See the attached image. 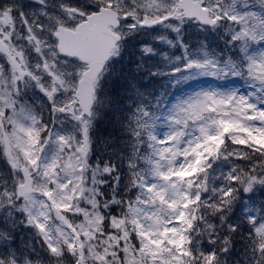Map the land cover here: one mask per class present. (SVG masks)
<instances>
[{
    "label": "snow or ice",
    "instance_id": "snow-or-ice-1",
    "mask_svg": "<svg viewBox=\"0 0 264 264\" xmlns=\"http://www.w3.org/2000/svg\"><path fill=\"white\" fill-rule=\"evenodd\" d=\"M117 2L119 3V0ZM38 4L40 5L38 10H31L19 0H0V16L5 18L3 30L0 31V39L5 42L0 45V65L4 68H9L11 65L13 68L22 70L19 78L15 79V93L9 91L12 88L11 83L6 86L4 82H0V111L3 112V116L8 117L7 122L3 117H0V161L7 164L8 168L19 178V183L13 180L10 189L7 183L0 184V189H2L0 190V202L8 201V206L11 207L13 202L18 203L20 199H23L31 205L37 203L36 193L40 191L44 192L54 207L68 208L67 203L58 204L56 202L55 193L47 192L42 185L38 187L35 184L36 180H40V176L32 172V167L35 166L41 175L47 174L48 177L54 175L53 169L56 172L62 171L64 174L57 177L58 188L67 193L69 185H65L64 181H68L73 172L66 162L61 161V153L68 151L69 145L76 148L77 153L81 155L87 151L90 117L92 116L91 106L95 101V96L90 90L94 86L96 77L102 71L94 54L96 51L94 45L97 41H103L109 49L115 48L119 39L111 26L116 23L118 17L114 13L103 15V10L99 13H86L71 6H65L63 14L56 15L49 12L44 0H38ZM172 6L175 9L173 17L178 23L168 26L177 32L180 30L179 25H183L186 19L199 24L215 25L222 17L233 22L239 20L241 24L243 23L241 17L232 15L235 9H224L220 17H210L207 14L208 8L204 0H173ZM217 7H221V5L218 3ZM244 7L245 9L251 7L258 10L251 13L245 12V16L251 15L258 18L261 30L259 33L253 32L249 35L244 27L238 26V30L233 31L231 38L232 42L240 45V51L247 60L253 61L252 64H249V75L251 76L254 75L253 66L257 61L261 63V60L264 59V48H261L256 54L249 55L254 41H264V0H255L254 4H245ZM76 17L79 18V23L76 22ZM101 21L103 22L101 23ZM147 23L151 25L153 21H147ZM17 24H19V29L16 27ZM141 26H144L143 21ZM14 38L28 44V50L36 56L37 63L35 65L30 60H25L24 63L17 65L20 56H14L9 48L4 47ZM157 39L163 40L164 37H157ZM144 50L145 52L151 51L148 47H145ZM104 63L106 64L107 61L105 60ZM209 65L211 68L208 67ZM67 69H71V72L69 73ZM229 72L233 77L241 75L239 68L233 67L230 70L228 67H224L217 70L211 60H199L185 52L183 56L175 57L174 63L169 66L167 75L174 78L172 83L175 87L184 81L196 78L193 73L201 77H216L218 74L227 75ZM3 75L4 73H0V76ZM25 79L35 82V87L53 105H56L58 98L62 96L73 101V104L65 105L60 109L53 107V112L59 110L60 113L68 115L76 122L75 129L67 132L59 129L52 131L47 125L40 129L31 108L28 106L17 108L13 96L20 92V85ZM256 80L260 84L259 91L264 93V75L256 76ZM77 81H79L78 86ZM86 90H88L87 93ZM197 95L200 94L197 93ZM203 95L204 100H196L189 105L190 118L197 122L203 121L199 125L198 141L202 140L207 145L209 141L219 140L222 143L225 139H231L236 143L247 144V141L241 140L229 128L224 127L225 120L235 119V117L229 116L228 111L224 108H220V111L224 113L221 119H217L215 116H203L205 111L216 110L217 105L230 103L232 104L231 111L238 114L243 112L245 116L251 112L253 120L259 118L260 123L252 128L253 131H264V99L256 96L254 92L240 95L235 89L230 91L214 90ZM208 101H211V105ZM75 102L80 105L79 111L74 110ZM9 112L12 113L11 116L8 115ZM55 124L56 122L53 120V128ZM239 126L246 127L248 125L241 121ZM81 135L83 141L77 147V141ZM45 136L47 141H45ZM168 136L172 137L171 134ZM152 138L155 139L154 136ZM206 150L209 155L216 152L215 148ZM37 151L40 153L39 157H36ZM185 155H187V150ZM198 156L199 153L193 149V157ZM34 157L36 158L34 159ZM105 171L108 170L105 169ZM200 172L203 173V168L200 169ZM153 174L154 176L162 175L160 168L157 167ZM136 179L138 180L139 177ZM225 179L229 186H213L211 188L213 195L209 198L206 207L220 211L221 201L226 205L231 200V184L239 182L244 191H249L257 178L244 174L236 176L233 172ZM200 181V176L195 182L190 179L186 182V187L177 185L174 191L178 195L186 192L187 198L192 199L197 207L209 191L206 173L203 174L202 182ZM260 181L264 182V177H260ZM148 183L149 181L144 179L137 187ZM155 187L158 185H153V188ZM81 193L79 206L74 210L77 220L81 221L79 225L73 224L66 214L57 213L62 221L60 233L63 235L61 238L59 233L56 239L47 243L46 246L51 257L59 262L67 257L71 264H175L176 249L167 234L169 224L174 222L169 218L182 216L185 212L184 209L174 206L172 209L157 210L153 212L152 216H148L146 212L141 215L143 209L137 208L136 204L129 201L123 207V214L118 215L116 206L122 205V201L113 197L111 202L106 201L101 207L99 194L90 200L87 191L81 189ZM147 195H151V192ZM216 195H219L220 199H216ZM14 197L15 201H13ZM68 198L72 199L71 196ZM179 198L184 199L185 197L179 196ZM138 199L139 197H137ZM212 200H215L214 204L211 203ZM145 202L147 203V201ZM21 207L24 211L29 210L24 205ZM44 207V204L40 205L41 216L45 215ZM107 212L112 214L108 215ZM30 219L34 220L36 228L45 229L46 226L39 220L33 217ZM188 223L191 225V219ZM257 232H264V226L257 227ZM0 235L3 234L0 233ZM261 250L264 251V244L261 245ZM33 256H35L34 252L9 247L6 253L0 252V264H32ZM203 257L205 261H214V253ZM191 264H198V259L193 260Z\"/></svg>",
    "mask_w": 264,
    "mask_h": 264
},
{
    "label": "clouds",
    "instance_id": "clouds-1",
    "mask_svg": "<svg viewBox=\"0 0 264 264\" xmlns=\"http://www.w3.org/2000/svg\"><path fill=\"white\" fill-rule=\"evenodd\" d=\"M44 3L46 4L49 12L56 15H62L65 6H71L72 8L86 13H99L102 10L103 15L114 13L118 19L111 27L118 36V44L121 45L120 50L115 54L116 57H119L123 51V41L130 36L136 35L140 30L156 29L161 24L169 25L172 23H178L173 17V13L175 12L174 7L172 6L173 0H162L155 10H153V5L150 4L148 0H119V3L117 0H44ZM204 3L208 8L207 14L210 15V17H220L224 9H235V11L232 12V15L243 18L245 16V12L250 11L248 8L245 9L243 4L239 7H225L221 3V0H204ZM218 3L221 5V7H217ZM75 19L77 23L80 22L78 17ZM221 20H223L222 17L218 20L217 24H219ZM142 21L144 22V26H141ZM147 21H153V23L149 25ZM192 23H195V21L186 19L183 25H179V27H187ZM231 37L232 34L228 36L225 43L229 46L238 47V45L233 44ZM0 44H3V39H0ZM4 47L11 49L14 56H20V59L17 61V65L24 63L25 60H30L33 65L37 63L36 56L28 50L29 46L28 44L24 43L23 40H21L18 44L14 41H9L7 45H4ZM140 47L144 48L145 46L141 45ZM241 56L243 57V62L240 67L241 75H249V64H252L253 61L247 60L242 52ZM261 64L264 65V59L261 60ZM20 71L22 70L13 68L11 65L9 68H4L2 65H0V73H4L3 76H0V82H4L6 86L8 83H11L12 88L9 91L12 93L16 92L15 79L19 78ZM67 71L70 73L71 69H67ZM161 71L162 70L160 68H154L148 71L147 75L160 77ZM220 75L222 78H226L228 75H231V73H228L227 75ZM173 79L174 78L170 76L169 85L171 88L176 87L173 86ZM78 85L79 81H77V86ZM69 87H71V85H69ZM101 87L102 77H99L97 79L96 86L94 87V92L98 94V90ZM214 90L230 91L233 89L221 88L219 86L214 88L201 87L195 90L186 91L184 94L177 93L176 95L165 96L163 102H160V95L162 94L163 89L157 90V102L161 103V107H163L165 103L168 105L166 109V115L169 121V131L166 132L165 135L171 134L172 136H180L181 133L179 126L182 122L185 123L186 127L188 128L187 135L189 139L188 141H185L186 147L182 149V151H186L187 145L190 143L195 144L202 141H198L197 137L200 136L199 125L200 123H203V121H195V123L187 124V122L183 120V117L185 116L190 117L189 105L196 100H204L205 97L203 94L206 92H212ZM197 93L200 95H197ZM238 94L243 95V93L240 92H238ZM72 95L74 96L75 94L73 93ZM29 96L32 97L31 100L29 99ZM13 100L15 101L17 108L23 106H28L31 108L32 114L36 117V121L40 129H43L44 126L47 125L52 131H54L52 127V121L55 120L56 122L57 114L60 113L59 110L53 112V107L60 109L65 107V105L73 104V101L67 100L62 96L58 98L57 104L53 105L52 102L48 101L35 87V82L27 79L22 81L20 85V92L13 96ZM129 103L131 102L129 101ZM78 104V102H75L74 106ZM132 112H143L145 115H148V110H146V106L143 104H138L133 107ZM11 114L12 113L9 112L8 115L11 116ZM0 117H3L4 121L7 122L8 117L3 116L2 111H0ZM137 127H139V125H137ZM134 135H139V133L136 132ZM45 141H47L46 136ZM82 141L83 136L81 135L77 141V147ZM88 143L89 150H91L90 141ZM236 145H238V143L232 141L231 139H225L222 143L219 140L215 141L211 147L216 149V152L212 153L213 160H215L218 156L228 161L229 164V166L223 171L221 184L216 187H220L221 185L225 187L229 186L228 181L225 178L228 175H231L233 172H235L236 176L244 174L246 176H255L257 179L253 182V186L249 191H244L239 182L231 184V200L226 205H224L223 201H221L222 207L220 211H215L212 207H207L208 212L204 213V216H207L209 213L213 215L218 214L220 224L224 225L223 235L217 231V228L220 227V224L209 222L208 220L204 219L203 216H200L199 213L197 216L202 220L203 228L197 226L196 231L204 232L208 239V243L213 245L211 252L215 253V264H264V251L261 250V245L264 244V234L257 232V227L264 226V182L260 181V177H264V146L257 147L253 144H249L247 147L242 148ZM68 148L70 150L69 154L77 153V149L72 145H69ZM39 156L40 153L37 151L36 157ZM36 157H34V159ZM229 157H232V160H229ZM193 158L194 157H190L189 159ZM77 159L79 160L80 158L77 157ZM204 159L206 160L207 157H204ZM235 160L247 162L246 166L244 163L233 162ZM41 162L43 163V161ZM81 163L85 165L84 172L81 173V175H84L87 173L88 169H92L93 165L98 163V158L96 160H91L88 153L85 152ZM100 167L104 172H108L110 167L112 171H115L114 165H109L107 160H105L103 165ZM105 169L108 171H105ZM52 171L54 172V175L48 177L47 174L41 175V172H38L37 168L33 166L32 172H35L37 176H40V180H36L35 184L38 187L42 185L47 192L55 193L56 202L58 204L67 203L68 208L54 207L44 192L40 191H37L36 193L37 203L31 205H29L23 199H20L18 203L13 202L11 207L8 206V201L0 202V208L4 209V214L2 217H0V225L3 226L2 234L5 241L3 245H0V252L6 253L9 247L20 249L18 247L20 242L18 236L24 237L26 235L30 243L34 242L32 243L30 249L25 250L35 253V256H33L32 259V264H59V261L49 255V250L46 245L50 240L56 239V237L59 236V233L62 231L60 228L62 221L60 220V217L57 215V213L59 212L61 215L66 214L69 218V213H74L75 208L79 206V200L73 202L71 199L64 198V190L58 188L59 180H57V177L62 176V171L56 172L55 169ZM13 180H16L19 183V178L15 176V173L8 168L7 164L0 161V184L7 183L10 189ZM202 180L203 177H201L200 182H202ZM64 183L67 185L68 181H64ZM49 184H51V187H49ZM101 185L104 186L103 180L101 181ZM108 187L111 186L108 185ZM253 189L256 191V197L254 201H250L247 194L253 191ZM98 191H101V189H98ZM212 195L213 193L208 191L205 194V197L201 200L200 205L197 207L199 208L201 204L206 206V204L209 202V198ZM101 196L105 202H111L109 196L104 194L102 191ZM237 198H240L244 201V207L241 217L237 219L235 223H233L229 221L227 217L229 213H231L233 202ZM216 199H220V196L216 195ZM15 200L16 198L14 197L13 201ZM211 203L214 204L215 200H212ZM41 204L45 205L43 209L45 213L44 216H41ZM21 205H24L29 210L24 211ZM101 207H103V205H101ZM111 214L112 213L109 212V215ZM30 217L39 220L40 223L46 226L45 229L41 230L36 228L34 226V220L30 219ZM221 217H223V219H221ZM70 221L75 225H79L81 223L80 220H75L73 222L70 219ZM236 233L243 234L238 236V238L244 240L247 244V248H245V253H247V255L242 253L241 255L243 256V260L233 258V260L230 261L228 256L230 255L233 248L234 234ZM207 254L209 253L198 250L197 259H200V256ZM221 254H223V256ZM200 264H205V261L201 260Z\"/></svg>",
    "mask_w": 264,
    "mask_h": 264
},
{
    "label": "rangeland",
    "instance_id": "rangeland-1",
    "mask_svg": "<svg viewBox=\"0 0 264 264\" xmlns=\"http://www.w3.org/2000/svg\"><path fill=\"white\" fill-rule=\"evenodd\" d=\"M148 2L156 7L162 0H148ZM221 3L225 7H239L240 5H252L255 3V0H221ZM154 6V7H155ZM153 7V10H155ZM250 11L249 13L258 11L254 8H248ZM243 23L238 21H230L228 19H223L220 21L219 25L216 26L221 29V33L224 35H230L233 33L234 30H238L239 27H244L249 35L253 32L259 33L261 30L260 21L258 18L254 16H244L242 18ZM192 26H189L193 31L199 32L201 36H211L217 27L214 29H206L201 25H197L192 23ZM226 26V27H223ZM163 28L159 33H153V30H149V39L143 45L151 49V51L145 52V47L142 48V51L147 56L155 57L156 63L160 66L163 70L169 72V66L174 63V59L177 56H183L185 52L192 56L193 58L204 60L209 59L215 65L216 69H223L224 67H228L230 70L235 67L239 68L241 65L236 64L231 59H226L224 61L219 60L218 58L212 56L209 51L206 50V46L203 47H193L192 42L183 44L179 38L175 39L174 41L180 42V45L173 42L168 38V36L162 32ZM179 36V34H176ZM157 37H164L163 40L157 39ZM234 45H238L237 43L233 42ZM198 46H202L199 44ZM246 47V45H245ZM261 48H264V41L256 40L253 42V47L249 50V54H256L260 51ZM241 55L240 45L236 47ZM242 57V56H241ZM243 61V57H242ZM211 68V65L208 66ZM252 72L254 75H240L233 77L232 75H228L226 78H222L220 74L216 77L211 76H199L196 73L193 75L196 78L189 79L184 81L183 83L178 84V89L174 91L172 95L184 94L186 91L195 90L201 87L207 88H214V87H221V88H230L235 89L244 95L248 93L254 92L256 96H259L261 99H264V93L259 91V81L256 80V76L264 75V65H262L259 61L253 66ZM230 73V72H229ZM255 99V97H253ZM211 105V101L208 102ZM168 105L165 103L164 107L162 108L161 112L153 117V121L151 122L150 127V134L152 137L154 136L155 139L152 138L153 145L155 146L153 151V162L150 170L144 175V179H147L149 183L145 185L146 191V198L142 203H137V208L143 209L141 215L146 212L148 216H152L153 212L160 210V209H172L174 206H178L181 209L186 208L188 203L191 199L187 198V193H180L177 194L174 191V188L179 185V187H186V182L188 180H192L195 182L198 176L203 177V174H207V185L209 187V191L213 186H218L220 176H222L223 171L225 168V160L218 157L214 160L217 162V169L213 171H203L201 173L200 167L204 162V159H200L205 150L211 148L215 141H209L207 145L204 144L203 141L197 142L195 144L187 145V155H185V151H182L186 147L185 141H188L189 137L187 135L188 128L186 127L185 123L180 124V136H172L171 138L168 135H165L166 132L169 131V121L166 115V109ZM220 108H224L228 111L229 116L235 117V119H227L224 121V127L229 128L234 135L239 137L241 140H246L247 138L252 140L256 145L264 146V131H253L252 128L256 127L260 121L257 117L255 120L252 119V113L248 112L247 116L243 112L239 114L235 111H231L232 104L228 105H217L216 110L214 111H205L203 116H215L217 119H221L224 115L223 112L220 111ZM59 114V113H58ZM66 115V114H65ZM62 115L61 118L57 115V121L55 127L53 128L54 131L61 130V131H72L76 127V122L72 120L68 115ZM149 116V113L146 117ZM91 122L93 118L90 117ZM183 120L187 122V124L195 123L190 117L185 116ZM245 122L246 127H240L239 122ZM202 122V121H201ZM91 126V125H90ZM89 146V143H88ZM193 149H195L199 156L193 159H189L193 157ZM69 151L61 153V161L66 162L67 166L72 170L73 175L70 176L67 185V193H64V198L69 199L68 197H72V201L75 202L76 200H80V196L82 195L81 189L88 192V199L96 198L99 191V187L101 183L99 182L98 177L92 173H85L84 172L85 165L81 163L83 160V155L79 153L69 154ZM88 151V148H87ZM86 151V152H87ZM77 157L80 159L78 160ZM186 161H189L186 163ZM159 167L162 175L154 176V170ZM199 173V174H198ZM64 173L62 172L61 175ZM90 174V176H87ZM143 179V180H144ZM153 185H158V187L153 188ZM151 192V195H147ZM249 200L254 201L256 197V191L249 192L248 194ZM179 196L185 197L184 199H180ZM100 205H103L102 200L100 197ZM147 201V203L145 202ZM240 209L241 212L244 207V201L241 199L240 202ZM7 207V206H5ZM4 214V209L0 208V217ZM69 218L74 222L77 220V217L74 213H69ZM174 223L169 224V231L168 236L169 239L172 241V245L176 249V262L175 264H187L185 258L183 257V246H184V224L182 216L179 217H170L169 218ZM2 225H0V233H2ZM206 232V229H205ZM264 234V232H261ZM61 238L63 233H60ZM203 236V232H199L197 234L196 240L197 242L200 241L199 237ZM206 237V236H205ZM204 237V238H205ZM207 238V237H206ZM19 245L18 247L21 250L30 249L32 243L29 242L27 236L19 237ZM167 242V241H165ZM5 243L3 235H0V245ZM59 264H71L70 260L65 257L63 261H60ZM200 264V262L198 263Z\"/></svg>",
    "mask_w": 264,
    "mask_h": 264
},
{
    "label": "trees",
    "instance_id": "trees-1",
    "mask_svg": "<svg viewBox=\"0 0 264 264\" xmlns=\"http://www.w3.org/2000/svg\"><path fill=\"white\" fill-rule=\"evenodd\" d=\"M228 36L221 33L220 28L216 29L211 36H201L187 27L181 30V37L184 42H192L193 47L206 46V50L219 60L231 59L236 64L241 65L243 61L239 51L236 47L225 43ZM199 44H202V46H198ZM124 55L112 59L100 76L102 77V87L95 97L93 121L89 130L91 150L88 146L87 151L91 160L98 158V163L94 164L93 168L88 169V171L95 176H99L100 183L102 180L104 181V186L101 185L99 189L107 194L111 200L115 197L116 200L123 202L122 205L118 204L116 206L118 215L123 214V207L129 201L137 206V203H142L147 197L145 185L139 187L137 185L141 184L144 175L150 170L153 162L155 146L150 134V124L153 117L159 114L164 107H161V103L156 100L157 90L163 89L160 95V102H163L165 96L172 95L178 89V85L175 88H171L169 85L170 76L167 75L168 71L163 70L158 64L153 65L154 62L149 58L142 57L136 48L127 49ZM154 68L162 70L160 77L147 75L148 71ZM138 104L146 106L149 113L148 117L143 112H132V108ZM136 132L139 135H134ZM245 141H247V144L260 147L248 138ZM247 144L238 143L236 146L244 148L247 147ZM204 157H207V159L205 160ZM201 159H204V162L200 169L205 167L206 171H213L217 167L216 163L213 162V156L209 155V152L205 153ZM105 160L108 161L109 165H114L115 171H112L111 167L108 172L102 171L100 166L103 165ZM229 160H232V157H229ZM233 162L244 163L245 166L247 163L241 160ZM225 166H229L228 161L225 162ZM87 176H90V174H87ZM136 177H139V179L137 180ZM134 180L135 183H133ZM221 182L222 177H220L219 185ZM108 185L111 187H108ZM101 191L98 194L104 204L105 201L101 196ZM137 197H139L138 200ZM240 202V198L233 202L232 211L227 217L233 223L242 215ZM206 212H208V208L205 205L201 204L198 208L191 199L182 215L185 229L182 255L187 264L197 260L198 250L209 254L213 253L211 252L213 245L209 244L208 240H204L202 236L200 244L195 242L196 234L199 233L196 231L197 226L203 228V222L197 216L198 213L209 222L220 224L218 214L209 213L204 216ZM106 214L109 215V212ZM190 219L191 225L188 223ZM217 231L223 235L224 225L220 224ZM240 235L243 234H234L233 248L228 256L230 261L233 258L243 260L242 253L247 255L245 253L247 244L244 240L238 238ZM221 255L223 256V254ZM201 260L205 261L203 256H200L198 263ZM205 264H215V253L214 261H205Z\"/></svg>",
    "mask_w": 264,
    "mask_h": 264
},
{
    "label": "flooded vegetation",
    "instance_id": "flooded-vegetation-1",
    "mask_svg": "<svg viewBox=\"0 0 264 264\" xmlns=\"http://www.w3.org/2000/svg\"><path fill=\"white\" fill-rule=\"evenodd\" d=\"M155 3H156V0H154ZM19 2H22L24 4H26L29 9L31 10H38L40 5L38 4V0H19ZM156 5V4H155ZM153 5V7L155 6ZM158 7V6H157ZM156 8V6L154 7V9ZM10 19V18H9ZM5 22V18L3 16H0V31L3 30V23ZM17 29H19V24L16 25ZM182 28H186V27H180V30ZM162 28H160V26L156 29H142L140 30L136 35L134 36H130L129 38H127L126 40L123 41V44H122V47H123V51L122 53L119 55V57H121L122 55H124V52H126L127 49H131V47H134V48H137L139 45L141 46V43L146 39V36L149 32V30H153V33H159L161 31ZM179 30V31H180ZM15 43H20V39L18 38H14L13 40ZM5 42L3 41V44ZM25 43V41H24ZM3 44H0V45H3ZM120 47L121 45L120 44H116L115 48L113 49H110L109 51V58L107 60V63L104 65V70L106 69L107 65L110 63V61L112 59H114L116 57V52L120 50ZM11 51V49H9ZM125 56V55H124ZM27 87V86H26ZM29 99L31 100L32 97L29 96ZM34 102V101H33ZM74 110L76 111H79V104L74 106ZM59 116V118L62 117V115H65L63 113H59L57 114ZM66 116V115H65ZM56 121H57V118H56Z\"/></svg>",
    "mask_w": 264,
    "mask_h": 264
},
{
    "label": "water",
    "instance_id": "water-1",
    "mask_svg": "<svg viewBox=\"0 0 264 264\" xmlns=\"http://www.w3.org/2000/svg\"><path fill=\"white\" fill-rule=\"evenodd\" d=\"M102 22L103 21H101V23ZM206 25H208V24H206ZM210 26H212V25H210ZM94 48L96 49L94 54L96 55L97 61L100 65V67L103 68L104 61L109 58L110 49L106 46V44L103 41H97L94 45ZM87 91L88 90H86V93H87ZM90 91L92 94H94V87H92ZM79 107H80V105H79Z\"/></svg>",
    "mask_w": 264,
    "mask_h": 264
}]
</instances>
